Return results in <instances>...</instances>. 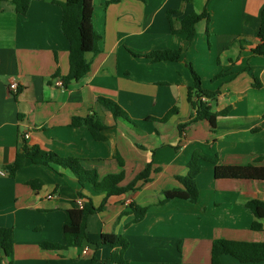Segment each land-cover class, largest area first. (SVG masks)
I'll use <instances>...</instances> for the list:
<instances>
[{
	"label": "crops",
	"instance_id": "0c3cea01",
	"mask_svg": "<svg viewBox=\"0 0 264 264\" xmlns=\"http://www.w3.org/2000/svg\"><path fill=\"white\" fill-rule=\"evenodd\" d=\"M65 1L35 0L23 16L11 0H0V171L5 173L0 175V227L15 232L13 254L0 256V264H91L93 258L102 264L113 252L90 243L63 253L41 248L44 242L65 244L67 210L88 199L98 207L106 195L82 188L65 169L29 161L10 177L5 168L14 163L23 135L30 146L79 159L101 178L123 172L122 186L150 163L160 170L150 182H138L137 191L108 198L103 211L87 222L90 242L103 234L126 238L129 264H211L217 239L264 243V220L263 230L253 231L255 217L246 207L264 202V182L217 180L209 161L200 163L197 203L176 199L160 205L166 190L183 188L177 177L188 174L194 155L218 158L226 167L264 166V56L252 53L259 44L264 0H120L106 8L109 0H94L100 52L86 55L91 70L83 79L61 89L57 82L69 74L70 47L55 2ZM204 12L210 19L197 25L192 42L173 33L169 17L178 32L185 17ZM165 50H181V61L149 57ZM190 66L203 89L218 92L213 111L229 110L215 131L206 121L179 131L195 116L188 102ZM11 77L17 91L8 85ZM100 98L116 102L134 125L114 119ZM174 108L178 112L161 121ZM88 116L107 127L105 141H96L86 127L71 126L74 117ZM31 181L42 186L32 188ZM132 204L148 208L138 224H133ZM221 262L241 264L230 256Z\"/></svg>",
	"mask_w": 264,
	"mask_h": 264
},
{
	"label": "trees",
	"instance_id": "16d2710c",
	"mask_svg": "<svg viewBox=\"0 0 264 264\" xmlns=\"http://www.w3.org/2000/svg\"><path fill=\"white\" fill-rule=\"evenodd\" d=\"M33 1L35 0H11V3L17 14L25 16ZM119 2L120 0H109L104 7L106 8L110 4ZM55 3L62 8L61 31L69 42L70 47V71L63 78L64 85L67 87L74 81H80L90 72L91 63L87 61L86 55L100 52L99 42L101 36L93 27L94 0H66L64 3ZM169 18L173 33L183 34L187 37L188 42H192L197 35V25L202 21H208L210 15L207 12L188 15L181 21V28L178 32L174 30L171 17ZM257 39L259 40V44L252 50V53L255 56H264V11L261 16ZM149 57L156 62H180L182 59V51H156ZM190 67L193 85L188 88V102L193 111H195V116L189 121L180 124L179 131L183 133L185 128L201 121L208 122L212 131H215L218 118L226 116L229 110L219 113L213 111L212 103L216 101L218 92L203 89L201 77L193 70L192 66ZM56 77H59V73H56ZM254 86L256 88L261 87L258 78H255ZM99 104L105 111L111 113L114 119L134 125L125 110L116 102L110 99L100 98ZM177 112V108L172 109L161 121L166 122ZM71 126L75 128L86 127L96 141L106 140L103 133L107 130V127L90 116L85 118L74 117ZM115 159L121 167H124V160L120 155H116ZM202 160L209 161L215 165V178L217 180H253L264 182V166L226 167L219 164L218 158L212 159L202 155H194L188 166V174L184 177H177L178 182L183 188L166 190L163 193L164 200L160 202V205L176 199L188 201L193 204L198 202L199 189L196 180L201 172L200 163ZM27 161L37 166L43 165L65 169L77 179L82 188L89 186L93 193L106 195V199L98 207L87 198L88 202L82 208L67 210L66 220L62 230L65 244L44 242L41 248L47 251L63 253L71 248H79L86 243H90L96 250L100 247H111L113 249L110 257L102 261V264H129L125 259V253L130 246L129 241L118 234H103L99 242H90L87 234V222L89 217L103 211L108 198L137 191L138 182H150L152 173L159 172L160 170H154L152 163H150L130 184L122 186L121 184L125 177L123 172L120 174H109L101 178L96 169L85 168L79 159L63 158L38 146H30L23 135L22 146L16 155L15 161L5 168V172L10 177H15ZM29 185L32 188H36L42 186V181H31ZM79 196L86 198L82 193ZM246 207L255 217L252 230L256 232L262 231L263 225L260 221L264 220V202L254 200L247 203ZM130 208L135 216L133 224H138L145 219L148 212L147 207L132 204ZM14 245V229L0 227V256L9 259L13 254ZM223 256H230L241 264H264V243L217 239L212 245L211 264H222L221 258ZM96 262L97 259L93 258L91 264H96Z\"/></svg>",
	"mask_w": 264,
	"mask_h": 264
},
{
	"label": "built area",
	"instance_id": "2783aa9c",
	"mask_svg": "<svg viewBox=\"0 0 264 264\" xmlns=\"http://www.w3.org/2000/svg\"><path fill=\"white\" fill-rule=\"evenodd\" d=\"M8 85H9L11 90L17 91V82H16V79L14 77H11L8 79ZM57 86L59 88L63 89L65 87L63 80H61V79L58 80ZM0 175H5V173L0 171ZM49 198H52V197L50 196ZM84 204L85 203L83 201L78 202V205L80 206V208H82L84 206ZM87 252H88V248H84V254H87Z\"/></svg>",
	"mask_w": 264,
	"mask_h": 264
}]
</instances>
